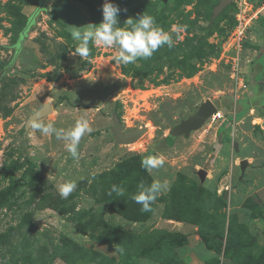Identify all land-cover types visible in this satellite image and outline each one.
Returning <instances> with one entry per match:
<instances>
[{"label":"rangeland","instance_id":"obj_1","mask_svg":"<svg viewBox=\"0 0 264 264\" xmlns=\"http://www.w3.org/2000/svg\"><path fill=\"white\" fill-rule=\"evenodd\" d=\"M104 2L0 0V264H40L39 247L53 253L49 237L85 250L49 264H264V0H231L215 17L220 0H110L120 27L150 15L174 41L128 65L114 47L73 54L71 32L98 26ZM239 14L240 50L230 39ZM206 100L222 118L169 143V130ZM80 119L92 131L78 160L30 127L67 130ZM115 127L146 132L117 144ZM136 156L163 163L131 169ZM66 182L77 187L61 198ZM153 182L168 187L142 212L133 197ZM113 196L121 213L108 207Z\"/></svg>","mask_w":264,"mask_h":264},{"label":"clouds","instance_id":"obj_2","mask_svg":"<svg viewBox=\"0 0 264 264\" xmlns=\"http://www.w3.org/2000/svg\"><path fill=\"white\" fill-rule=\"evenodd\" d=\"M120 12L121 9L118 5L113 4L110 0H105L102 5L103 19L98 26L89 24V27L83 31L78 30L80 27H77V30L71 32L73 40L79 42L73 54L87 58L90 55V43L105 48L114 47L118 53L114 57L115 62L128 65L135 63L138 59L152 57L162 46L166 45L169 48L174 46L172 36L157 25L154 17L142 14L138 19L129 18L124 23L129 27L123 28L120 27L118 20ZM30 127L46 136L55 135L56 139L63 140L66 150L73 159L77 160L79 159L78 146L81 138L92 131L88 122L84 119L77 120L74 127L67 130L58 129L51 122L47 124L36 122L32 123ZM162 163L161 160L154 157H147L142 161V167L151 171L161 166ZM76 187L77 185L74 182H66L59 187V195L61 198H67ZM167 187L166 182H153L148 186L141 184L139 186L140 190L134 195L133 199L141 205L142 212H150L152 211L151 205ZM111 192H115L118 196L124 195V189L115 185L112 186Z\"/></svg>","mask_w":264,"mask_h":264},{"label":"water","instance_id":"obj_3","mask_svg":"<svg viewBox=\"0 0 264 264\" xmlns=\"http://www.w3.org/2000/svg\"><path fill=\"white\" fill-rule=\"evenodd\" d=\"M46 0H40L39 8L43 6ZM231 0H220L219 4L213 10V17L217 16L229 3ZM50 110V106L46 105L39 113L38 116H43L47 111ZM217 112L216 106L211 100H206L200 104L196 113L189 116L185 120H181L179 124L172 127L168 132V137L171 139L183 136L188 138L193 131H196L202 127V125L210 119ZM146 129H137L129 134L122 135L118 127L114 128L115 142L117 144H130L135 142ZM241 170L245 167V162L243 161L240 165Z\"/></svg>","mask_w":264,"mask_h":264},{"label":"trees","instance_id":"obj_4","mask_svg":"<svg viewBox=\"0 0 264 264\" xmlns=\"http://www.w3.org/2000/svg\"><path fill=\"white\" fill-rule=\"evenodd\" d=\"M27 29L24 28L20 34H19V39L16 41V43L14 44L15 46V54H17L18 51V46L20 45L21 39L22 37L25 35V31ZM237 118H240L241 115L238 113ZM168 142L170 143L172 141V139L170 137L167 138ZM146 157H134L130 160H128L126 163L128 165V167H130L131 169L136 168L139 169L142 166V161L145 159ZM113 202L112 199L109 197L108 198V207L112 210H115L119 213L122 212V208H119V197L113 196ZM104 201L107 202V200L105 199ZM29 225H31V223H29ZM32 227V226H31ZM29 227V228H31ZM27 236H25L23 238L24 241L28 242V234H26ZM44 236H47L46 233L43 234ZM48 244L52 247V254L48 255L46 254V250L44 249V245H42L41 247H39L40 249V264H49V260H51V258L53 257V255H55L56 257L60 258L62 261L66 262V263H71L75 260H79L80 258L83 257V254H85V250L79 246L77 243L68 240L64 237L59 238V239H50L47 238Z\"/></svg>","mask_w":264,"mask_h":264},{"label":"built area","instance_id":"obj_5","mask_svg":"<svg viewBox=\"0 0 264 264\" xmlns=\"http://www.w3.org/2000/svg\"><path fill=\"white\" fill-rule=\"evenodd\" d=\"M243 4H245L243 2ZM245 20L243 17H241V14L237 16V25L234 28V31L232 32L230 39H232L233 45L240 50L242 47V44L244 42V33H245V27L246 24H244ZM222 118V115L219 110L210 118L212 120H219Z\"/></svg>","mask_w":264,"mask_h":264}]
</instances>
